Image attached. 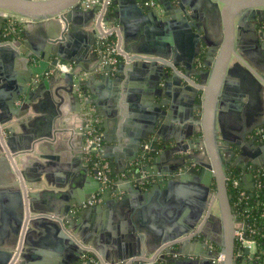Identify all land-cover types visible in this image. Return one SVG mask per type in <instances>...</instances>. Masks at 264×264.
<instances>
[{"label":"water","instance_id":"1","mask_svg":"<svg viewBox=\"0 0 264 264\" xmlns=\"http://www.w3.org/2000/svg\"><path fill=\"white\" fill-rule=\"evenodd\" d=\"M82 1L0 0V29L9 32L6 36L0 32V58L13 59L14 68L19 72L5 101L11 116L0 114V167L14 176L17 187L0 189V200L9 203L6 210L10 213L9 223L3 224L9 230L0 232V264H34L41 254L39 248L51 249L61 255V258L57 257V264H78L80 257L88 253L80 248L88 243L80 234L85 228L79 226L84 217H89L92 222L89 231L98 237L105 234L113 256L110 261L105 260L107 263L123 262L138 256L144 249L146 264H258L256 252L236 244L234 232L238 228V217L232 211L226 177L232 168L242 177L249 170L264 167V157L249 161L251 166L248 167L235 157L240 150L236 146L232 150L226 148L225 152L234 158L225 160L215 138L213 122L215 111H222L226 105L227 96L223 90L229 75L237 72L242 86L264 90V66L247 63L249 53L238 47V41L251 34L255 40L262 39L260 47L264 50V0H177L175 4L172 0H156L159 10L141 6L147 0H139L140 5L138 0H112L102 11L101 18L105 21L126 26V17L134 19V14L146 15L154 28L170 34V37L166 36L167 40L157 38L152 46L136 49V57L131 56L133 52H128L122 61V65L146 62L148 68L154 69L151 76L154 85L163 80V86L156 93L157 103L150 106L157 114L148 117L150 125L142 134L145 136L150 132L152 140L145 149L139 148L137 155L126 159L125 168L117 172L118 181L111 189L103 191L105 186L95 182L96 191L102 194V204L85 208V199L73 198L70 206L58 212L37 208L36 194L23 186L21 172L19 174L17 170L16 150L9 137L16 136L15 130L7 123L13 117L15 121L20 118L42 95L54 107L50 110L51 115H56L61 106L70 104L72 112L77 115L81 112L85 118L86 107L92 106L84 91L89 82L84 78L80 80L76 91L74 81L82 72H87L91 75L90 82H112V69H100L99 56L93 66L83 69L85 71L78 67L71 40H80L83 35L76 27L80 21H92L95 26L101 11L99 6L82 10ZM122 1L129 8L119 12L114 6L121 5ZM3 15L19 18L23 27L17 31L15 27L3 24ZM95 33L83 40L86 52L91 49L90 43L97 36ZM172 42L179 52L170 57L163 54L162 44L172 46ZM261 60L264 61V52ZM199 61L202 69L195 68ZM62 65L72 68L68 73H61L57 67ZM165 69L170 73H165ZM196 75L197 79H194ZM171 89L186 93L193 102V109L199 113L190 118L186 132L189 138L184 146H180L177 138L173 142L152 128L157 120L161 119L163 125H167L173 119L170 109H161L167 106ZM151 102L152 95L146 104ZM33 109L37 111L38 107L33 106ZM94 116L96 118L95 112ZM39 121L42 120L37 119L36 123L34 120L30 130L20 135L23 138L21 150L36 148L39 151L41 139H54V136H60L58 130L65 129L56 127L54 116L43 121H50L47 126ZM263 127L264 121L245 133L250 135ZM96 128L99 132V123ZM86 132L85 128L83 131L75 128L76 139L83 137L84 141L88 136L84 137ZM256 141L254 137L246 143L255 147ZM259 147L264 155V142H259ZM83 156L92 161L89 151ZM125 170L129 174L121 178ZM88 183L91 189L92 178ZM111 183L110 175L106 188ZM112 194L117 198L112 200ZM215 205L219 209L223 245L206 238L203 232L212 219ZM112 210L116 212L114 221L101 223L105 213L109 217ZM38 213L44 216H37ZM4 235L8 237L4 239ZM219 253L224 256L221 262L216 261Z\"/></svg>","mask_w":264,"mask_h":264},{"label":"crops","instance_id":"2","mask_svg":"<svg viewBox=\"0 0 264 264\" xmlns=\"http://www.w3.org/2000/svg\"><path fill=\"white\" fill-rule=\"evenodd\" d=\"M138 2V5H140L139 0ZM121 3V5H115L114 7H117V11L119 12L120 10L127 11L129 6L123 1ZM141 6H145L144 3L141 4ZM134 15L135 18L132 17L134 19L126 17V26H120L115 21H109L114 26L116 25L118 27L119 46L124 54L133 52L131 56L136 57L137 55L134 53L136 49H146L152 46L157 38H164L167 40V37H170L169 32L162 33L160 29L154 28L153 22L147 18L145 13H143L145 16H141L140 14ZM19 23L20 28H22L23 24L21 22ZM3 24L8 25L6 19ZM77 26L76 30H79L83 36L80 40L77 38L73 39V41L71 40V47L75 49L78 67L83 70L88 69L96 63V58L99 56L97 51L98 38L96 36L92 40L93 42L90 43L91 49L86 52V42L83 40L92 36L91 33L95 31V27L92 21L90 23L87 21H80ZM119 28H121V30H119ZM0 32H2L4 36L9 33L3 28L0 29ZM261 42V38L255 40L251 34L245 35L238 41L239 49L249 53L248 55L250 57L247 63L253 65L262 64L264 66V61L261 60L264 52L260 47ZM2 44L7 43H1V45ZM162 46L164 48L162 52L167 56L172 57L179 52L174 42H172V46L166 43H163ZM159 59L160 58H156V60ZM122 63L121 61L116 69L111 71L112 82L107 80L104 82H90V79H88L89 76H91L90 74L84 78L89 82L88 86H84L87 100L92 102L91 107L94 109L96 119L100 125L99 133L102 135L101 157L104 162L109 164L110 175L112 176L110 187L106 188L105 186L102 189L103 191L111 189L118 181L117 172L125 168L126 159L132 155H137L139 148H142V150L145 149L144 147L152 140L150 132L145 134V136H142V134L150 125L148 117H153L157 114L154 107L151 111L150 106L157 103V90L163 86V80L159 84L156 82L154 85V81L151 79L154 69L148 68L149 66L146 65V62H133L126 65H122ZM233 63L234 62L231 63L232 65H230V68L233 66ZM195 68H203L200 61L196 64ZM164 71L165 73H170L169 69H165ZM18 73L19 72L14 68L13 59L8 61L5 58H0V114L3 116H11V114H9L10 112L5 107V101L9 98L10 90L16 83ZM236 73L237 72L228 76V82L225 85L226 88L223 90V93L227 96V100L224 103L226 105L223 107L222 111H215L213 128L218 147L221 151V156L225 160H232L234 157H232V154L225 152L226 148L228 147L232 150L237 146L240 150L235 157L239 159L240 162L250 167L251 165L248 164L249 161L264 157L258 141L255 142V147L246 143V141L254 138V132L257 129L250 135H246L245 133L264 121V90L262 87L253 89L245 88V86H242L240 83V78ZM193 77L197 79V75ZM114 95L116 98H114ZM150 95H152V102L147 105L146 102ZM169 99L167 106L161 109L163 111L170 109L173 119L169 120L167 125H163L161 119L157 120V124L153 125L152 128H154L156 132L160 131L166 139L173 141L174 138H177L180 146H184L189 138L186 136V132L187 126L191 123L190 118L193 116L197 117L199 113L198 110L193 109L191 98L183 91L178 92L177 89H171ZM194 99L195 103H198L196 96H194ZM33 106H37L38 110L35 111ZM52 107L51 103H48L46 98L42 95L25 111V114H22L16 121L13 117L11 118L12 120L7 123L14 126L16 136L9 137H11L12 148L16 150L15 154L17 157L14 160L17 164L19 174L21 172L20 175L22 183L24 184L23 186L27 190L33 192V194H36L34 203L38 209L45 212H47L46 210L48 209L57 212L64 210L73 198L85 199V208L91 207L88 206L87 203L93 199L100 200V202L94 205L102 204V194L96 191V187H94L97 181L93 174L95 170L94 166L91 160L83 156L85 152L87 153L88 151L86 145L87 138L84 139V141H82L83 137L76 139L74 133L75 128L79 131L84 130L85 120L83 118V113L80 112L77 115L71 111V105L67 104L61 106L60 110L57 109L56 115H51L50 110L54 108ZM53 116L56 119L55 124L57 128L65 127V129L58 130L60 136H54V139H41L43 141L39 151L34 147V150H21L23 148V138L20 135L25 133L24 131L30 130L34 120V123H36L37 119L42 120L39 121V124L44 123L45 125L46 123L47 126V123L50 121H43L48 118L50 120ZM18 123L20 126H17ZM83 134L85 137L86 133ZM142 137H146L147 139L143 140ZM178 155H181V153ZM167 159H169V157L166 158V160ZM128 174L129 172L125 170L120 176L121 178H125ZM90 178H92L93 181V186L90 183L91 189L88 183ZM241 183L244 190L250 191L253 188V174L250 170L242 176ZM1 184H3V186H1ZM14 184V176L8 172L2 171L0 167V189L6 190L8 188L14 190L17 188ZM115 198H117V196L112 194L111 199L114 200ZM8 206V202L0 200V232L9 230V227H3L5 222L9 223L10 213L6 210ZM74 212L75 211L71 213L74 214ZM103 212L100 213L101 216ZM111 212L109 217H107L105 213L104 220L102 219L101 223L105 224L114 221L113 219L116 217V212L114 210ZM37 216L44 215L38 213ZM91 223L89 217H84V222L79 225L80 227H85L80 234H82L84 238H87L88 241L83 247L79 246L87 250L88 254H95L103 261H110L113 256L109 252L111 247L107 244L105 234L100 231L102 235L98 237V235L94 234L91 230L89 231ZM239 223L241 222L238 221L237 224L239 225ZM203 229L206 238L208 237L211 241L223 245V230L217 205L214 206L212 219L208 221V224L205 225ZM7 237V235L3 236L4 239ZM77 244L80 243L77 242ZM210 245L211 243L209 242V246ZM38 251H41V254L34 264H57L58 253H55L51 249L42 248H39ZM251 252H256V249L251 248ZM144 254V249H142V252L138 256L145 257ZM60 256L61 255H59V257ZM247 261L250 263L249 260ZM258 264L260 263L258 262Z\"/></svg>","mask_w":264,"mask_h":264},{"label":"built area","instance_id":"3","mask_svg":"<svg viewBox=\"0 0 264 264\" xmlns=\"http://www.w3.org/2000/svg\"><path fill=\"white\" fill-rule=\"evenodd\" d=\"M112 3V0H83L81 2V8L84 11L91 10L97 6L101 8V11L98 12L97 15V23L94 26L96 35L98 38V45H97V51L98 55L100 57V66L99 68L102 69L104 67H110L112 70L116 69V67L119 65L121 61L124 60L126 57V54H124L120 50L119 46V38H118V27L113 25L109 21H105L103 18H101L102 11L105 7L110 6ZM145 6H148L152 9L159 10V6L157 4L156 0H147L144 2ZM3 17L6 19V22L8 25L12 26L14 28V25L16 24V18L15 17H8L6 15H3ZM99 20V21H98ZM71 65H62L58 66L57 70L61 73H68L71 70ZM89 73H81L78 78L74 81V89L78 90L77 83L85 78ZM84 120H85V126L84 128L87 130L86 134L87 136V148L90 152V157L92 158V165L94 166V169L96 170L95 179L103 184L104 186L108 183V177L110 176V167L107 162H104L102 160V136L98 132L96 126H97V119L94 116V110L93 108L86 107L84 111ZM254 137L259 142H264V129L259 128L254 132ZM230 180L228 177H226V182ZM231 188L236 190L239 186V181L237 179H233L231 181ZM240 196L243 197V193H240ZM100 202L99 199H93L87 203L88 206H93L94 204ZM234 237L236 244L239 246H242L244 248H248L251 250V248L256 249V242L250 238H247L245 234V226L243 223H239L238 228L234 232ZM211 246V245H210ZM224 256L222 253L218 254V257L216 261L221 262L223 260ZM147 259L143 256H136L132 257L130 259H127L123 262H119L116 264H146ZM78 264H111L103 261L99 256L95 254H88L82 255L80 257V261Z\"/></svg>","mask_w":264,"mask_h":264},{"label":"trees","instance_id":"4","mask_svg":"<svg viewBox=\"0 0 264 264\" xmlns=\"http://www.w3.org/2000/svg\"><path fill=\"white\" fill-rule=\"evenodd\" d=\"M20 23L14 25L18 31ZM264 129V127L262 128ZM253 174V188L250 191L244 190L241 183V173L232 168L227 172L230 179L227 183L228 197L232 211L237 215L238 221L245 226V234L256 242V260L264 264V167L251 171ZM239 181L238 189L231 188V181ZM243 193V197L240 193Z\"/></svg>","mask_w":264,"mask_h":264},{"label":"flooded vegetation","instance_id":"5","mask_svg":"<svg viewBox=\"0 0 264 264\" xmlns=\"http://www.w3.org/2000/svg\"><path fill=\"white\" fill-rule=\"evenodd\" d=\"M172 1H173V4H175L177 0H172Z\"/></svg>","mask_w":264,"mask_h":264},{"label":"rangeland","instance_id":"6","mask_svg":"<svg viewBox=\"0 0 264 264\" xmlns=\"http://www.w3.org/2000/svg\"><path fill=\"white\" fill-rule=\"evenodd\" d=\"M19 20H20L19 18H16V21H17V22H20Z\"/></svg>","mask_w":264,"mask_h":264}]
</instances>
